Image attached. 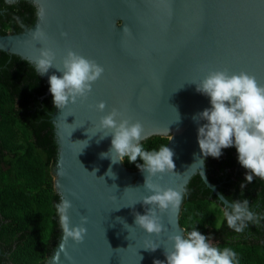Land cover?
Returning a JSON list of instances; mask_svg holds the SVG:
<instances>
[{
  "label": "water",
  "instance_id": "95a60500",
  "mask_svg": "<svg viewBox=\"0 0 264 264\" xmlns=\"http://www.w3.org/2000/svg\"><path fill=\"white\" fill-rule=\"evenodd\" d=\"M3 1L10 5L21 0ZM23 1L35 8V22L21 33L0 35V52L35 69L39 48H53L57 64L71 49L105 69L86 102L70 104L63 111L54 106L50 117L57 151L51 170L54 191L59 203L61 197L72 202L69 216L73 226L87 216L84 227L88 233L84 243L69 240L63 249L61 233L45 264H153L155 260L166 264L163 245L155 252L144 247L151 240L165 243L169 233L149 236L135 225L134 213L146 214L144 204L138 202L151 194L144 188L147 173L140 169L131 172L119 162L113 165L110 157L114 153L101 159L100 154L109 151L112 137L100 140L103 133H97L94 125L113 108L132 123L139 121L146 137L141 142L167 138L175 154L177 175L156 182L183 190L184 200L189 181L198 175L219 199L223 195L208 179L206 158L198 144V124L192 119L211 107L210 98L191 83L210 71L227 69L247 72L264 86V0ZM40 7L45 10L43 19L37 15ZM125 26L130 35L123 34ZM37 28L46 35L43 43L32 37ZM53 74L62 76L55 68L40 76L48 86L47 96H52L49 77ZM100 102L107 104L103 113L95 108ZM88 136L94 137L86 147L82 141ZM109 167L116 179L106 175ZM181 206L172 223L168 216L164 223L170 231L183 234ZM124 222L133 228L126 229Z\"/></svg>",
  "mask_w": 264,
  "mask_h": 264
},
{
  "label": "trees",
  "instance_id": "16d2710c",
  "mask_svg": "<svg viewBox=\"0 0 264 264\" xmlns=\"http://www.w3.org/2000/svg\"><path fill=\"white\" fill-rule=\"evenodd\" d=\"M0 11V35L21 33L36 19L35 8L23 0L10 5L0 0ZM47 90L30 64L0 52V264H45L61 237L51 174L57 154L50 122L54 104ZM167 143L164 137L141 142L149 151ZM123 165L131 172L139 170L128 161ZM205 168L226 200L248 199L261 219L243 233L229 229L224 205L195 175L186 187L180 227L185 233L197 228L221 248L232 247L239 264H264V180L254 177L247 184L235 147L223 149L218 159L207 157Z\"/></svg>",
  "mask_w": 264,
  "mask_h": 264
},
{
  "label": "clouds",
  "instance_id": "9594fccd",
  "mask_svg": "<svg viewBox=\"0 0 264 264\" xmlns=\"http://www.w3.org/2000/svg\"><path fill=\"white\" fill-rule=\"evenodd\" d=\"M37 15L43 19V7L39 8ZM123 34L130 35L127 26L123 27ZM62 35L65 38L68 36L67 33ZM32 37L41 43L46 39L45 33L39 28ZM33 63L40 76L46 75L52 68L62 73V76L53 74L49 77L53 104L56 109L62 111L70 104L86 102L93 92V85L105 72L104 67L95 60L71 49L57 64V55L53 48L43 46L39 48V56ZM191 84L196 85L198 93L210 98L211 107L192 117L198 124V144L203 156L218 159L223 149L235 147L238 162L246 170L247 184L252 183L254 177L264 180V86L259 85L255 76L247 72L231 73L227 69L210 71L202 80ZM95 108L103 113L107 104L100 102ZM179 120L180 116L177 121ZM201 121L205 123L201 125ZM94 127L98 129L97 133H103L100 140L112 137L111 147L108 152L100 154L101 159H107L110 153H114L115 156L110 157L113 165L128 161L136 164L141 172L147 173L144 188L151 194L138 202L144 204L146 214L134 213L135 225L149 236L160 237L164 233L169 234L163 244L154 240H151V243L146 242L145 250L155 252L163 245L166 264H239L238 253L232 247L221 248L213 243L211 236L202 234L197 228L181 234L180 230L170 231L165 226L164 217L168 216L171 224L183 201V190L166 188L156 182L157 178L177 175L173 159L175 154L168 145L161 146L159 150H146L141 144L146 138L144 126L139 121L132 123L123 118V113L116 108L102 116L99 124ZM92 137L82 141L86 142V147ZM138 159L143 163L137 164ZM91 173L96 175L95 171ZM106 175L116 179L111 167ZM244 187L242 184L241 188ZM218 200L224 205L223 220H226L227 227L234 232L243 233L249 223H259L261 217L250 208L248 199L225 200L221 196ZM55 207L62 230L61 249L69 240L77 245L84 243L88 233L84 227L88 224L87 216H81L80 223L73 226L69 216L73 208L72 202L61 197L60 203ZM125 225L126 229L133 228L126 222L124 227ZM220 227L222 222L217 223V230ZM153 264L165 262L155 260Z\"/></svg>",
  "mask_w": 264,
  "mask_h": 264
}]
</instances>
